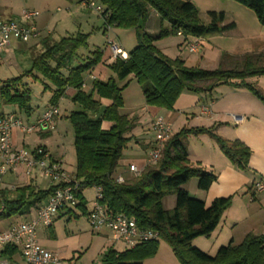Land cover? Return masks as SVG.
<instances>
[{
    "label": "trees",
    "instance_id": "obj_1",
    "mask_svg": "<svg viewBox=\"0 0 264 264\" xmlns=\"http://www.w3.org/2000/svg\"><path fill=\"white\" fill-rule=\"evenodd\" d=\"M95 1L108 14L104 26L135 31L136 47L127 53V59L117 58L107 65L114 77L105 81L93 80L91 89L87 91L84 88L85 76L101 62L103 52L95 49L87 57L79 52L87 47L88 35L76 34L59 40L46 37L42 52L33 58L29 71L19 77L0 81V115H3L4 107L11 106L24 119L30 117V91L24 83L25 78L43 83L44 90H49L51 94L48 101L50 106H57L60 99L66 97V91L73 90L69 100L81 110H72L66 119L73 130L76 160L73 176L79 181V189L75 193L78 200L76 209L81 215L88 214L82 192L100 188L102 198L99 203L108 214H122L133 218L139 229L156 231L158 238L167 242L180 264H264V235L247 234L237 245L230 242L220 247L213 257L191 244L197 237L210 236L222 214L231 205L232 198L216 199L206 207L184 190L183 186L192 178L197 180V187L201 191L208 190L216 180L200 164L189 162L187 138L200 135L209 137L230 164L242 172L248 170L251 156V151L243 143L218 136L216 127L184 128L170 134L155 164L146 165L137 177L131 175L121 184L114 182L123 151L132 140L127 135L135 127L134 118L120 113L124 105L122 92L125 85L119 86L118 82L133 78L140 85L145 104L164 110H172L185 92L211 93L221 85L246 89L264 104V92L247 82V79L264 77V56L245 54L239 61L235 60V67L228 70L219 67L208 71L188 67L179 58L165 56L154 42L169 35L188 40L233 29V24L220 26L224 20L222 13H208L209 23L204 24L199 20L194 6L183 0ZM230 1L251 10L258 23L264 26V0ZM152 12L159 18L158 32L154 36L146 32ZM101 100L110 101V105L101 108ZM103 122L110 123V129H102ZM49 134L41 135L44 138ZM54 189L38 190L27 185L15 188L13 197L2 191L0 208L1 205L4 208L0 220L26 214L43 204ZM170 195L175 196V206L167 211L162 206V200ZM66 214L73 216L75 212L67 209ZM157 239L123 251L107 249L101 255L99 264H142L157 251ZM17 253L15 248L8 247L1 256L7 261Z\"/></svg>",
    "mask_w": 264,
    "mask_h": 264
},
{
    "label": "crops",
    "instance_id": "obj_2",
    "mask_svg": "<svg viewBox=\"0 0 264 264\" xmlns=\"http://www.w3.org/2000/svg\"><path fill=\"white\" fill-rule=\"evenodd\" d=\"M23 10L38 12V16L32 20V23L41 32V35L39 38L30 40L27 43L12 41L5 50L0 52V62L3 59H13L17 55L22 56L27 54L26 56H28V58H34L42 52V44L46 37L59 40L60 38L83 34L88 35V45V40L95 34L93 19L90 14H86L90 9L80 4L78 0H0V19L2 20L7 21L17 18ZM226 25L229 24H226L225 20H223L220 26ZM146 29L149 30L148 27H146ZM233 29L228 31H232ZM99 30L102 34L101 27ZM156 34L157 31H155L153 35H150L154 36ZM198 40L200 42L201 38H198ZM154 44L156 46V42H154ZM96 49L101 50L103 56L101 62L93 71L85 76L84 88L87 91L91 89L93 80L105 81L111 77V72L107 69V65L112 63L110 50L106 46H102L101 48L96 47ZM159 50L165 55L161 49ZM125 53L127 54L128 52ZM216 59V63L212 64L211 67L207 69L198 68L208 71L218 69L219 67L225 70L231 68L230 66L233 63L232 55H228L225 60H223L222 55L217 56ZM255 79L256 78L247 79V82L254 83ZM259 81H263L264 83V78H258L256 84H258ZM256 86L264 92V85ZM73 93V90H67L66 97L60 99L57 104L59 119L56 123L55 131L62 120V104L65 103L64 106L66 107L65 111L67 114L74 110V105L69 100ZM50 96L51 94L48 97V101ZM137 100L139 101L138 105L134 103L125 105L123 101L124 105L120 113L135 119V127L127 136L132 137L133 141H131L133 144H138L139 147L144 150V156L138 163L121 159L115 176H122L123 178L131 176L128 172L129 165H135L138 170H142L147 165L148 153L154 144V133L151 125L158 117L162 118L164 123L169 126L171 134H175L184 128L216 127V134L218 136L229 141H239L243 143L251 151V156L248 163V170L242 172L230 164L214 141L209 137L200 135L197 137L189 136L187 138L189 162L191 164H200L206 172L214 175L216 180L211 184L208 190L201 191L197 187V180L192 178L183 186L184 190L190 197L202 201L206 207H209L216 199L232 198L231 205L224 213L222 222L218 224L220 226H217L207 240L195 239L192 244L198 248V250L212 256L213 252H216L220 247L226 246V242L227 245L230 242L235 245L239 244L238 242H241L247 234L264 235V104L246 89L234 88L227 85L218 86L211 93L193 94L185 92L178 98L172 110L147 106L143 103L141 95ZM100 103L101 108L110 105V101L108 100H101ZM49 106L47 102L37 113H34L32 109L30 117L26 122L35 121ZM110 127V123H102V129L108 130ZM145 131H148L151 135L150 137H146V139L144 137V135L146 136ZM53 133L48 136H52ZM21 136L23 135L19 132L14 133V145L17 148H26L23 139L20 140ZM35 136H37L39 141H42L41 134ZM137 137L142 141L139 142ZM19 142L21 144H19ZM38 146L48 151L46 145L40 144ZM33 147L34 146L31 148ZM49 154L53 159L59 160L63 169L66 170L61 154ZM72 173L70 174L74 175V172ZM20 178L21 176L17 178V181H19ZM22 178L21 182L23 183L20 186H10L17 188L31 185L38 190H46L49 187L48 182L47 188L40 189L38 187L39 176H37V174L32 178ZM257 182H262L263 189L255 193L253 191V185ZM10 186L3 184L2 188L4 191L8 190V192H11L12 190H9ZM87 190L88 189L82 192V196L86 204L87 202H91L92 206L93 198L91 200L88 199L86 196ZM162 206L167 211L172 210L175 206V196L170 195L165 197L162 200ZM234 207L238 209L237 212H228L229 209ZM90 210L86 212L88 213ZM73 211L75 212V209ZM63 215H66L70 220L71 215L66 214V211L60 212L55 218L53 226L50 229H44L48 231L49 235L53 233L52 231L56 219ZM24 218L25 214L8 219H1L0 231L7 229L15 223L23 221ZM96 233L102 235L105 239L102 244V254L110 248L120 251L117 249L118 242H114L111 239L108 230H101ZM58 257L60 258L59 255Z\"/></svg>",
    "mask_w": 264,
    "mask_h": 264
},
{
    "label": "rangeland",
    "instance_id": "obj_3",
    "mask_svg": "<svg viewBox=\"0 0 264 264\" xmlns=\"http://www.w3.org/2000/svg\"><path fill=\"white\" fill-rule=\"evenodd\" d=\"M183 1L190 2L194 6L197 10L198 18L202 23H208V13H222L224 15L225 23L233 24L234 29L232 31H225L201 38L200 46L198 47V51L195 53L189 52V46L187 45L190 42H193V40H195L194 38L184 40V38L180 36L169 35L168 37L156 41V46L165 53V56L171 59L179 58L184 60L186 66L188 67H201L204 69H207L211 67L212 64L216 63V58L219 55H222L223 60H225L224 58L228 55L233 56V63L230 66L231 68L235 67V60L239 61V59L245 54H262L264 56V26H261L258 23L251 10L230 0ZM86 14H90L93 19L95 34L90 40H88L87 47L79 50V52H81V54L85 57H87L91 51L96 49V47L101 48L107 44L106 34L103 32L104 25L102 19L91 10H89ZM158 25L159 18L154 12H152L146 26L149 30L146 29V32L153 35L155 31L158 32ZM100 27L103 32L102 34L99 30ZM108 32L109 39L114 40L123 51L129 52L136 47L137 42L134 30H123L113 27ZM26 55H17L13 59L10 58L8 60H2L0 62V81L19 77L24 72L29 71L31 69L33 58H28ZM34 75L38 76L36 73H34ZM112 76L114 77L111 73V77ZM255 78V82L252 84L258 86L264 85L263 81H259V83L256 84V80L258 82V78L260 77ZM24 83L27 84V88L30 91V106L32 107L34 113H37V111H40L44 104L48 102L50 92L49 90H44L43 83L33 82L31 78H25ZM44 83L48 84L47 82ZM118 85H125L123 90V101L125 102V105H129V103L138 105L139 101L137 98H139L140 95L143 103H145L140 85L136 82V80L131 78L128 81L118 82ZM64 104L61 106V123L57 127V130L55 132L53 131L54 133L52 132V136L44 137L42 138V141H39L35 135H23L20 140L23 139L24 146L26 147L25 149L27 150H31L35 146L44 144L48 148L49 153L55 155L61 154L66 171L68 173H72L75 172L76 163L73 147V130L70 123L66 119L68 114L65 111L66 107ZM80 110L81 108L78 105H74V111ZM3 111L4 112L2 113L4 114L14 112L24 119V117L14 107H4ZM24 121H26V119H24ZM145 134V139L146 137L151 136L148 131H145ZM137 138L139 139V137ZM132 141L129 142L126 149L123 151L122 159L138 163L143 159L144 150L140 148L138 144H133ZM138 141L141 142L142 140L139 139ZM19 144L21 143L19 142ZM32 146L34 147L31 148ZM37 173L38 171L35 170L33 175ZM21 179L23 178L21 177L19 181H17L16 178L8 175L3 178V184L8 186H20L23 183L21 182ZM38 187L40 189L47 188V181L39 177ZM12 191H6L9 197H13ZM94 193L95 188L88 189L86 191V196L91 200ZM86 205L87 210H90L92 207L91 202H87ZM227 210L228 209H226V211ZM237 211L238 209L234 207L229 209L228 212L231 213ZM75 212V215L77 214L78 216L77 218L71 216L69 220L66 215H63L62 217L56 219L52 235H49L47 230L39 229L37 232V242L42 248L57 253L63 264H99L102 255V244L105 239L102 235L92 231L86 216L81 215V212H78L77 209H75ZM224 213L221 216L220 222H222ZM208 237H197L195 239L207 240ZM157 243L158 248L155 254L152 257L146 258L142 264H180L165 240L158 238ZM225 245H227V242ZM193 247L196 248L195 246ZM117 249L123 251L126 247L121 243H118ZM217 251L213 252L211 257H213ZM7 264H25V262L18 253L10 260H7Z\"/></svg>",
    "mask_w": 264,
    "mask_h": 264
},
{
    "label": "built area",
    "instance_id": "obj_4",
    "mask_svg": "<svg viewBox=\"0 0 264 264\" xmlns=\"http://www.w3.org/2000/svg\"><path fill=\"white\" fill-rule=\"evenodd\" d=\"M80 4L90 9L104 22L108 17L104 8L95 0H78ZM38 16V12L23 10L17 18L12 20L0 19V52L5 50L12 41L27 43L30 40L40 37L41 32L32 23ZM112 26L105 25L106 47L111 52V60L117 58L127 59V54L109 39L108 31ZM180 35V33L178 34ZM189 52L195 53L200 46L199 40L187 44ZM59 119L57 106L48 107L40 117L33 122H26L16 113L0 115V195L4 191L3 178L12 175L16 179L21 176L32 178L33 172L38 171L37 176L49 183V187H54V191L47 200L36 208H32L25 214L23 221L9 226L0 231V264H7L2 259V252L6 248H15L23 258L25 264H63L57 254L42 248L37 240L39 229H49L53 226L54 220L60 212L67 209H76L78 200L75 193L79 189V181L63 169L59 160L53 159L49 152L41 147H34L31 150L17 148L13 142L15 132L22 135H40L55 131L56 123ZM154 133V144L148 153L147 165L155 164L160 158L163 143L168 139L171 130L163 119L158 117L152 122ZM128 172L132 176H138L141 170L135 165L128 166ZM124 181L122 176L114 179L116 184ZM10 186L9 190H14ZM263 189L262 182L253 185V191L260 192ZM100 188H95L91 210L87 214V221L93 232L108 230L114 242L125 245L126 248L156 240L158 233L152 230H142L137 227L133 218H127L122 214L110 215L99 203L101 200ZM1 205L0 213L3 210Z\"/></svg>",
    "mask_w": 264,
    "mask_h": 264
}]
</instances>
